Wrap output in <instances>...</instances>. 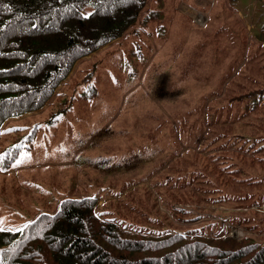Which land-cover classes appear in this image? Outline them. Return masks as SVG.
<instances>
[{
	"label": "rangeland",
	"instance_id": "374dc122",
	"mask_svg": "<svg viewBox=\"0 0 264 264\" xmlns=\"http://www.w3.org/2000/svg\"><path fill=\"white\" fill-rule=\"evenodd\" d=\"M263 30L264 0H147L1 124L0 229L90 197L124 231L264 247Z\"/></svg>",
	"mask_w": 264,
	"mask_h": 264
},
{
	"label": "trees",
	"instance_id": "16d2710c",
	"mask_svg": "<svg viewBox=\"0 0 264 264\" xmlns=\"http://www.w3.org/2000/svg\"><path fill=\"white\" fill-rule=\"evenodd\" d=\"M146 3L0 0V126L42 107L73 63L121 36ZM94 206L65 198L54 213L0 229V264H264V247L250 238L145 236L99 219Z\"/></svg>",
	"mask_w": 264,
	"mask_h": 264
},
{
	"label": "crops",
	"instance_id": "0c3cea01",
	"mask_svg": "<svg viewBox=\"0 0 264 264\" xmlns=\"http://www.w3.org/2000/svg\"><path fill=\"white\" fill-rule=\"evenodd\" d=\"M20 167H22V166H20Z\"/></svg>",
	"mask_w": 264,
	"mask_h": 264
}]
</instances>
